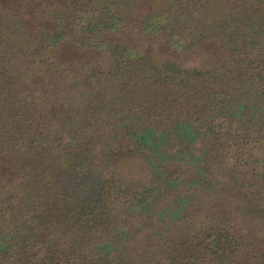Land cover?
<instances>
[{"label":"trees","instance_id":"obj_1","mask_svg":"<svg viewBox=\"0 0 264 264\" xmlns=\"http://www.w3.org/2000/svg\"><path fill=\"white\" fill-rule=\"evenodd\" d=\"M0 264H264V0H0Z\"/></svg>","mask_w":264,"mask_h":264}]
</instances>
